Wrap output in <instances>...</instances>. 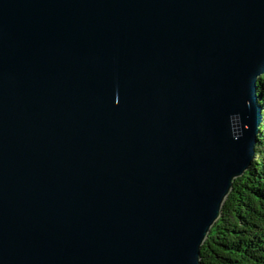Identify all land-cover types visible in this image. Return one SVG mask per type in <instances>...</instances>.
Here are the masks:
<instances>
[{
    "label": "water",
    "instance_id": "obj_1",
    "mask_svg": "<svg viewBox=\"0 0 264 264\" xmlns=\"http://www.w3.org/2000/svg\"><path fill=\"white\" fill-rule=\"evenodd\" d=\"M263 74L264 0H0V264H201Z\"/></svg>",
    "mask_w": 264,
    "mask_h": 264
},
{
    "label": "trees",
    "instance_id": "obj_2",
    "mask_svg": "<svg viewBox=\"0 0 264 264\" xmlns=\"http://www.w3.org/2000/svg\"><path fill=\"white\" fill-rule=\"evenodd\" d=\"M264 113V74L258 81ZM261 93V94H260ZM201 264H264V114L252 165L238 176L201 246Z\"/></svg>",
    "mask_w": 264,
    "mask_h": 264
},
{
    "label": "bare ground",
    "instance_id": "obj_3",
    "mask_svg": "<svg viewBox=\"0 0 264 264\" xmlns=\"http://www.w3.org/2000/svg\"><path fill=\"white\" fill-rule=\"evenodd\" d=\"M261 94V93H260Z\"/></svg>",
    "mask_w": 264,
    "mask_h": 264
}]
</instances>
